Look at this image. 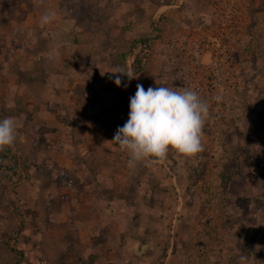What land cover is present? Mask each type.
Here are the masks:
<instances>
[{"label": "rangeland", "instance_id": "rangeland-1", "mask_svg": "<svg viewBox=\"0 0 264 264\" xmlns=\"http://www.w3.org/2000/svg\"><path fill=\"white\" fill-rule=\"evenodd\" d=\"M157 80L209 102L203 151L126 167L88 136L111 143ZM6 117L0 264H264V0H0ZM95 153L111 159L99 197Z\"/></svg>", "mask_w": 264, "mask_h": 264}, {"label": "clouds", "instance_id": "clouds-1", "mask_svg": "<svg viewBox=\"0 0 264 264\" xmlns=\"http://www.w3.org/2000/svg\"><path fill=\"white\" fill-rule=\"evenodd\" d=\"M38 3L42 4L43 0ZM56 15L55 11H45L39 18L40 28L54 22ZM115 83L120 86L119 76ZM156 83L158 87L147 90L137 85L135 95L130 98L129 118L118 127L111 141L128 154L130 168L142 162L148 166L161 163L170 150L185 157L203 151V128L209 117V102L193 89L168 87L160 80ZM213 99L218 102L221 96ZM16 139L15 119H0V151L13 147ZM249 260L250 257L242 255L240 264H248Z\"/></svg>", "mask_w": 264, "mask_h": 264}, {"label": "crops", "instance_id": "crops-1", "mask_svg": "<svg viewBox=\"0 0 264 264\" xmlns=\"http://www.w3.org/2000/svg\"><path fill=\"white\" fill-rule=\"evenodd\" d=\"M99 131H101L100 129H99ZM92 132H90V134H91ZM101 132H98L97 134L95 133V134H93V135H90L89 134V136H88V140L90 139V137H91V139L93 140V142L92 143H94L95 142V138L99 141L98 143H96L95 142V147H97V148H99L100 150L101 149H103V150H108V152H110L111 153V151L110 150H112V143H108V142H106V143H102L101 142V137H100V134ZM99 136V137H98ZM103 138H105V136H102ZM113 140V139H112ZM91 143V142H90ZM96 144H97V146H96ZM115 145V144H114ZM77 146H79V148H77L78 150H84V144H82L81 143V145H77ZM75 148H76V146H74ZM74 147L72 148V149H74ZM101 147H103V148H101ZM66 147H62L61 149H65ZM90 149H86V151H84L83 153H77V155H75V156H77V160L79 159H83V156H84V154L85 153H87L88 151H89ZM107 152V154L108 155H110L109 153ZM89 154H91V155H93L94 154V152H91V153H89ZM96 154V153H95ZM106 154V155H107ZM98 155L96 154V157H97ZM104 156L105 155H103V157H97V158H94V157H91V158H89V159H87L88 161H87V164H86V166H87V171H88V173L90 172L89 170L93 167L94 169H95V172L97 173H95V175H94V177H92V179H93V181H92V184H91V188H93V189H91V190H93V192H94V194H95V196H97V193L99 192H101L100 194H102V195H104L105 196V192H108L111 188H112V184L110 183V178L106 181V182H104V180H106V178H104V172H105V176H107V178L109 177L108 176V174H106V168H107V164H106V162H108V164H109V162H111V159H110V157L107 159V158H105L104 159ZM103 160H105V162L103 161ZM126 167L128 166L126 163L124 164ZM83 166H85V165H83ZM102 166H103V168H105V170H104V172H103V169H101L102 168ZM91 171H93V169H91ZM94 172V171H93ZM93 193L91 192V195H92ZM110 194V193H109ZM91 197V199H92V201H91V205H89V206H92V207H95L96 208V206L98 205V204H101V202H103V201H99V203L98 204H95L94 205V203L93 202H95L96 201V199H94V196L92 195V196H90ZM97 197H99V196H97ZM119 201H116V200H114V199H107V201L105 200V204H107V207L105 208V209H107V212H111V214L113 213L112 212V209L113 208H118V206H117V204H119L118 203ZM93 204V205H92ZM108 204H111V205H109L108 206ZM96 210H100V209H96ZM103 211V210H102ZM97 212V211H96ZM100 213H102L101 212V210L99 211ZM118 212H120L119 210H117L116 209V211H114V213H116L117 215H118ZM104 224V223H103Z\"/></svg>", "mask_w": 264, "mask_h": 264}]
</instances>
